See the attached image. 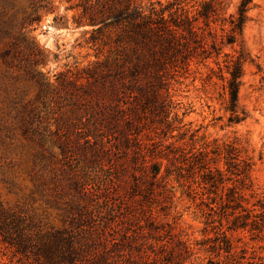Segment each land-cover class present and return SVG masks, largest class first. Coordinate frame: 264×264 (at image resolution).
I'll return each instance as SVG.
<instances>
[{
  "label": "rangeland",
  "instance_id": "374dc122",
  "mask_svg": "<svg viewBox=\"0 0 264 264\" xmlns=\"http://www.w3.org/2000/svg\"><path fill=\"white\" fill-rule=\"evenodd\" d=\"M12 1L18 14L9 11L0 19L14 20L12 36L0 37V264H170L171 259L230 264V255L220 250L223 236L231 256L264 264V221L228 231L233 216L229 209L223 216L220 207L226 191L211 194L201 172L178 177L179 164L164 158L167 146L182 145L178 131H172L179 126L172 122L177 114L188 131L186 150L210 152L233 144L251 157L244 207L250 210L257 199L264 201V0H253L233 45L219 44L218 65L193 62L188 72L168 81L170 103L164 114L151 108L136 111L129 91L113 77L75 81L107 52L106 46L95 51L86 43L89 27L74 24L81 14L75 7L79 0H45L50 10H40L39 21L24 29L21 13L40 0ZM200 1L185 2L195 11ZM239 2L226 0V21ZM221 25L217 21L211 27L219 34ZM223 27L227 32L226 22ZM19 34L33 39L42 52L34 68L49 84L42 93L27 75L28 61L2 58ZM240 50L246 61L234 120L219 75L227 77L223 55L236 57ZM59 74L67 85L55 83ZM151 162L161 165L156 180L143 167ZM223 164L219 167L225 170ZM88 178L96 184L92 190L73 185ZM55 232L76 235L73 246L81 253L71 262L44 254ZM19 243L26 250H18Z\"/></svg>",
  "mask_w": 264,
  "mask_h": 264
},
{
  "label": "trees",
  "instance_id": "16d2710c",
  "mask_svg": "<svg viewBox=\"0 0 264 264\" xmlns=\"http://www.w3.org/2000/svg\"><path fill=\"white\" fill-rule=\"evenodd\" d=\"M185 1L187 0H166L164 3L160 0H79L75 7L81 8V14L73 21L74 24L77 27H89L90 29L84 31V34L88 35L86 43L91 44L95 51L101 46H106L107 52L101 62H96L91 68L90 65L88 69L83 70L85 77L77 75L75 81L81 78L89 81L95 75L113 77L119 81L121 88L129 91L128 95L136 111L151 108L152 111L164 114L170 103L168 81L180 72H188L193 62L205 63L213 60L214 64L218 65L217 59L221 54L219 44L233 45L241 37L248 21V11L253 4V0H240L235 14L229 15L226 21L222 17L226 0H201L195 11H192L193 7H189V3ZM14 10L12 0H0V19L9 11L18 14V11ZM40 10H50L45 0H40L38 5L30 3L29 10H23L21 13V29L27 24L30 26L39 21ZM217 21L222 23L219 34L211 27ZM224 22L228 24L227 32L223 27ZM13 23V19L7 22L0 21V37L12 36ZM21 43H24L23 49H19ZM11 46L3 52L2 58L28 61L31 68L27 75L42 93L49 84L44 81L43 74L34 69L38 63L35 57L42 56L41 50L33 39L27 41L23 34L15 37ZM99 54V51L96 52L95 57L98 58ZM223 57L227 77L219 75V78L225 81L223 91L227 99L226 108L232 115L231 119L236 120L238 92L246 59L242 50L236 57H229L226 54ZM100 67L104 69L98 74ZM209 79L211 78L208 76L207 80ZM55 83L68 84L61 74L56 76ZM124 109L130 111L129 107ZM164 117L166 128L169 129L168 116ZM172 122L179 125L172 131L175 129L178 131V140L182 141V145L172 143L171 146H167L164 158L171 163L179 164L178 177L183 178L184 172L191 175L201 172L202 182L208 185L211 194L216 196L217 192L226 191L225 201L220 207L223 216H226V209L231 210L229 216H233V227H228L227 230L244 228L248 223L255 225L257 220L264 221V201L257 199L250 210L244 207L245 202L248 204L245 191L251 188L250 172L253 166L251 157L242 155V151L233 144L224 145L222 149L216 146L210 152L196 150L192 146L186 150L183 143L188 134L187 130H183L186 124L182 123V119H177V114H174ZM131 123L129 119L126 122L128 127ZM193 136L189 134V140ZM221 161L224 162L225 170L219 167ZM143 167L149 169L153 179H157L161 167L159 163L151 162L149 166ZM73 185L82 189L88 186L90 190L96 187L91 178L75 182ZM237 210L240 211L236 214ZM240 212L243 214L240 215ZM238 223L239 226H235ZM75 236L68 234L65 237L61 232H55L51 236L52 243L44 254L50 259L59 255L63 260L71 262L81 253L79 247L73 246L72 240ZM222 242L223 248L220 250L230 255L232 258L230 264H263L245 262L244 256L234 258L231 256L232 247L226 236H223ZM19 244L18 250H26L25 246ZM171 260L170 264H181L179 260Z\"/></svg>",
  "mask_w": 264,
  "mask_h": 264
}]
</instances>
